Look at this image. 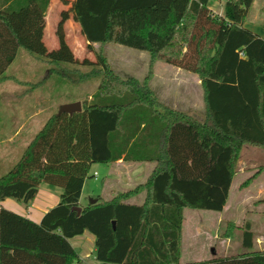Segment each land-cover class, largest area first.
Listing matches in <instances>:
<instances>
[{
	"label": "trees",
	"instance_id": "trees-1",
	"mask_svg": "<svg viewBox=\"0 0 264 264\" xmlns=\"http://www.w3.org/2000/svg\"><path fill=\"white\" fill-rule=\"evenodd\" d=\"M210 1L74 0L86 43L99 45L95 63L77 65L66 53L33 49L9 21L30 4L44 13L49 0H0V82L20 50L58 67L88 68L70 69L77 78L70 83L98 80L79 113L51 115L0 176V203L28 206L41 185L61 190L38 224L0 207V264H83L70 240L85 232L94 237L98 264H180L183 211H223L243 147L264 149V40L244 26L254 0H224L223 16ZM104 45L148 54L150 71L160 62L196 75L203 121L163 106L149 74L141 82L117 75ZM118 161L155 166L143 185L82 207L91 167ZM140 192L142 204L126 203ZM241 245L242 255L186 264H264L249 224Z\"/></svg>",
	"mask_w": 264,
	"mask_h": 264
},
{
	"label": "rangeland",
	"instance_id": "rangeland-1",
	"mask_svg": "<svg viewBox=\"0 0 264 264\" xmlns=\"http://www.w3.org/2000/svg\"><path fill=\"white\" fill-rule=\"evenodd\" d=\"M209 5L217 14H222L224 11V2L218 3L215 0H211ZM69 13L70 11L63 13L64 21L68 20ZM245 21L247 27L253 33L264 39V0H254ZM67 46L69 48V45L64 47L66 48ZM97 50L96 48L83 46V49H79L76 55L70 54V61L77 65L93 64L96 62L95 53ZM102 51L112 70L122 78H135L141 82L150 71L149 56L146 53L116 45H104ZM25 69H40L44 71L43 77L41 80L39 79V82H42L39 92L42 94L44 103L52 102L53 109L48 115H42L35 120L31 132H27L28 127H26L12 142H0V176L5 175L19 160L30 140L51 115L57 114L59 108L65 104L81 103L89 99L95 93L98 84L97 79L77 84L70 83V78L71 80L77 79L73 75L70 77V69H80V71L86 72L88 68L85 66L61 65L58 67L34 60L29 56L22 58L20 54L7 71V74L10 75L12 72L16 73L18 70ZM163 69L168 70L173 76L175 67L154 62L152 66L153 78L149 81V86L160 103L171 105L173 93L175 92L170 91V94L166 95L164 93L165 89L158 83V79H161L159 74ZM60 71L65 72V76H58L57 73ZM181 72V74L189 75L185 71ZM198 90L201 92L200 87H198ZM199 100L198 94L192 95V101L198 103V106ZM201 110V108H196L191 113L198 116ZM188 115L191 116V114ZM245 148L247 149L240 152L236 164V175L231 185L225 209L221 213L184 210L182 227L184 243L181 247L182 264L188 263L191 258V260H195L200 259V257H210L211 247L215 251L217 250L220 255L238 256L246 253L247 251L241 245L242 233L246 224H249L250 231L253 234V250L264 251V149L250 146ZM126 165L133 168L139 167L133 174L135 180L148 175L150 166H153L152 164H144L149 168L146 174H141L138 170H141L143 165ZM118 168L102 164L92 166L89 178L85 181L80 204L82 207L88 205L91 200L99 198L103 201H108L116 193L124 192L125 186H122L123 179L119 177ZM94 173L97 175L94 176ZM108 179L110 180L109 183L106 182ZM248 180L252 182L250 181L249 185L242 187ZM47 187L49 186L47 185ZM56 190L61 192L58 188ZM8 202L10 203H5L6 208L3 209L15 214L17 213L15 208H20V211H26V208L29 207L12 199H8ZM9 204L18 207H12ZM190 244L194 248L191 254L188 255L187 248ZM71 245L79 255L84 256L83 264H98L94 259L93 245L86 239L78 237L71 241Z\"/></svg>",
	"mask_w": 264,
	"mask_h": 264
},
{
	"label": "crops",
	"instance_id": "crops-1",
	"mask_svg": "<svg viewBox=\"0 0 264 264\" xmlns=\"http://www.w3.org/2000/svg\"><path fill=\"white\" fill-rule=\"evenodd\" d=\"M215 1H217L218 3L224 2V0H215ZM73 3L74 0H49L47 9L44 13L38 12L36 7L33 4H30L29 8L23 11L22 13H20L19 15L9 17V21L13 26V28L18 32L20 38L24 43L30 44L33 49L41 50V52H43L46 55L57 56V57L60 54H65V53L68 54L69 56L70 54L76 55V53L79 52V49H83V46L99 49V45L97 44L89 45L86 43L82 35V32L78 24L76 23L72 13ZM209 3H208V8L213 12V14L217 16H223V13L222 14L215 13L213 9L210 7ZM68 11H70L68 15L69 18L68 20L64 21L63 13ZM244 26L247 27L246 21ZM248 29L250 30V28ZM65 45H69V48L68 46L65 48L64 47ZM19 54L22 55V58L25 57L27 58V56H29V54L24 50H20ZM10 67L7 69V71L10 69ZM7 71L5 73L7 79L0 82V142H12L13 140H15L16 137L19 136V134L22 131L25 130L26 127H28L27 132L29 131L31 132L35 120L41 117L42 115L45 114L48 115L49 113H51V110L53 109L52 102L44 103L42 94L39 92V89L41 88V84H42L41 81L39 82V79L41 80V78L43 77L44 71L40 69H32V70L25 69V70H18V72L16 73L12 72L10 73V75L7 74ZM181 71L183 70L175 68V71L173 72L174 74L172 76V73L170 74L168 70L163 69L159 74L160 75L159 77H161V79L156 78L158 79V83L162 86V88L165 89L164 93L166 95H169L170 91L175 92L173 93L174 96L172 102L170 103L171 105H164L162 103L161 104L165 107H168L170 109L179 112H183L187 115L191 114V116L190 115L188 116L193 120L203 121L205 112H204L203 93H202V88L200 86V80L196 75H193L191 73H189V75H184L181 74L182 73ZM148 74H149V79H148V86H149V81H151V79L153 78L152 69L151 71L148 72ZM198 87H200L201 92H199ZM149 88L151 89L150 86ZM195 94L199 95V99H200L199 106L198 103L192 101V95ZM196 108L202 109L200 111V115L198 116L191 113V111H195ZM245 147H243L241 152L247 149ZM126 164L143 165L141 167V170H138L140 171L141 174L142 173L146 174V171L149 168L148 166L146 167L144 164H152L153 166L152 167L150 166L149 169L150 171L148 170L149 172L148 175H144V177L135 180L133 174L139 167H135V168L128 167ZM107 166L119 167L118 168L119 177L120 178L122 177L123 179L122 186H125L124 192H127L129 190H133L137 186L143 185L147 180L148 176L150 175L151 171L153 170L155 164L148 162L127 163L123 161H118L112 165H107ZM106 182L109 183L110 180L108 179ZM84 186H85V182L83 184L82 193L79 200L80 204H81V198H82ZM49 187H47V185H41L39 187L35 200L30 205H28L29 207L26 208V211H23L22 209H21L22 211H20V208H15L17 210L16 214L25 217L28 220L38 224L41 221L44 214L47 213L50 209L54 208L59 202V196L61 192H58V190H56L55 187H51V186ZM117 194L119 193H116L114 196H112V198L110 197V200H112ZM144 196L145 193L140 192L138 195L127 200L126 203L133 205H140L144 200ZM108 201H104V202H108ZM5 203H10V202H8L7 199L2 203H0V207L6 208ZM9 206L14 207L15 205L9 204ZM77 238L78 237L73 239H77ZM79 238L81 239L84 238L91 245H93V252H94V237L91 234L85 232L82 236H79ZM72 240H70V244ZM183 243L184 242H183V234H182L181 243H180V258H179L180 264H182L181 247ZM193 248L194 246L192 244L188 246L187 248L188 255L191 254ZM225 257L228 256L225 254L220 255L217 250L215 251V249L211 247L210 257H200V259H195V260H191L192 259L191 258L188 263H199L214 258H225ZM79 258L81 261L84 262L83 255H79Z\"/></svg>",
	"mask_w": 264,
	"mask_h": 264
},
{
	"label": "water",
	"instance_id": "water-1",
	"mask_svg": "<svg viewBox=\"0 0 264 264\" xmlns=\"http://www.w3.org/2000/svg\"><path fill=\"white\" fill-rule=\"evenodd\" d=\"M81 111V104L80 102H74L70 104H65L59 108V111L57 112V115H60L62 113H66L69 115H72L73 113H79ZM96 200H91L89 203L90 204H95ZM74 211L77 212L79 215L81 212V208H74Z\"/></svg>",
	"mask_w": 264,
	"mask_h": 264
},
{
	"label": "built area",
	"instance_id": "built-area-1",
	"mask_svg": "<svg viewBox=\"0 0 264 264\" xmlns=\"http://www.w3.org/2000/svg\"><path fill=\"white\" fill-rule=\"evenodd\" d=\"M97 174H94V176H96Z\"/></svg>",
	"mask_w": 264,
	"mask_h": 264
}]
</instances>
